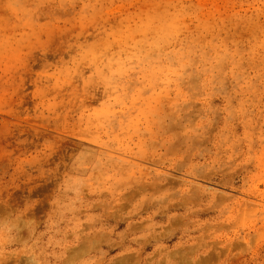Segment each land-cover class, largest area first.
Listing matches in <instances>:
<instances>
[{
  "label": "rangeland",
  "instance_id": "obj_1",
  "mask_svg": "<svg viewBox=\"0 0 264 264\" xmlns=\"http://www.w3.org/2000/svg\"><path fill=\"white\" fill-rule=\"evenodd\" d=\"M0 264H264V0H0Z\"/></svg>",
  "mask_w": 264,
  "mask_h": 264
}]
</instances>
